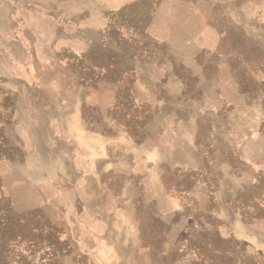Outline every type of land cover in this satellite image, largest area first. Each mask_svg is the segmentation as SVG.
I'll return each instance as SVG.
<instances>
[{
    "label": "rangeland",
    "instance_id": "rangeland-1",
    "mask_svg": "<svg viewBox=\"0 0 264 264\" xmlns=\"http://www.w3.org/2000/svg\"><path fill=\"white\" fill-rule=\"evenodd\" d=\"M135 1L0 0V92L14 102L7 136L23 150L36 140L39 152L0 164V264H115L106 259L115 220L145 251L129 264H201L188 238L228 237L239 216L264 220V168L238 150L250 130L264 143V0ZM124 7L151 14L150 52L136 62L146 79L97 83L110 66L125 73L117 53L135 49L105 46ZM73 97L77 137L95 151L100 141L102 156L110 143L116 159L67 166L72 190L61 196L46 187L60 162L41 125L67 119L58 114ZM237 181L233 194L226 187ZM206 204L228 225L207 224ZM256 231L264 242V225Z\"/></svg>",
    "mask_w": 264,
    "mask_h": 264
},
{
    "label": "crops",
    "instance_id": "crops-1",
    "mask_svg": "<svg viewBox=\"0 0 264 264\" xmlns=\"http://www.w3.org/2000/svg\"><path fill=\"white\" fill-rule=\"evenodd\" d=\"M149 1L150 0H136L133 3L135 4V3L143 2V4H146V7L148 8L150 7L156 8L161 2V0H157L156 3L150 5L149 7ZM128 7L126 8L124 7L120 11L128 9ZM120 11H118V13L116 14L117 20L112 22L105 29V36H106L105 46L109 45V47L119 49V48H122L124 44L131 43L129 44V46L135 47L134 51L128 55H127L128 53L127 51L121 57L119 56V54L122 53V51L121 52L118 51L117 53L119 60L121 61V63H123V66L125 68V73L127 70L129 72V75L122 72V70L117 66L119 68V75L121 74L119 76L120 78L112 79L110 78L111 77L110 74L108 76V73H110V70L116 66L114 67L110 66L108 67L107 71L106 70L104 71V75L102 79H100V73H99V76L97 77V83L100 82V80H103L105 82L112 83V84L125 83V82L129 84L130 83L133 84L138 80L146 79L142 72L140 73L139 71H137L136 62L138 61V59H142V57L144 56L143 53L146 52L148 54L150 52L149 49L147 48L151 46L153 42L152 38L149 35V29L151 25V20H150L151 14L149 11L145 13V15L143 13L139 15L138 13L133 14V13H128L127 11H125V15L129 16L132 20L139 23L138 26L142 28V33H140L141 32L140 30L135 31L132 28L128 30L122 29L121 37L118 38L119 44L117 45L113 41L110 35V32L112 29V25H117L116 21H119L118 14ZM132 35H134L135 37L134 39L136 40L130 39ZM145 42H148V44ZM100 46L102 45L100 44ZM89 54L94 56L95 51L92 50L91 52H89ZM127 57H129L130 60L134 62L135 64L134 66L124 63V60ZM98 67L99 65L97 64V68ZM79 80L82 84L88 83L87 81H84L85 79H82L81 77L79 78ZM78 101L79 99H77V97H73L72 99H69L67 102L68 106H66L63 110L64 114L63 115L61 113L58 114V116L60 117H67V119L65 118L61 119L59 124L58 123L55 124V122H53V124H50L51 122H45V124L41 125L42 127L47 128L50 131H52L51 140L47 143L45 142V146L48 145L47 147L49 149L51 159H59V162H60L59 163L60 165L55 168V173L52 172L51 174H49L48 171L45 172V177H44L45 182H47V180L51 182V186L50 187L46 186V187L48 189H56L57 191L59 190L58 193L61 196L66 195L68 191L72 190L71 189L72 184L69 183V181H67V180H70V177L66 173L67 166L68 168L70 167V169H73L74 173H77L78 170L76 169L75 164L77 160L79 161V159H98V162H100L101 159H116L115 156L113 155L110 143L106 144L105 155L102 156L101 149H100L101 147L100 141H97V145H93V146L98 147V151H95V149L91 150L89 147L86 146V145L90 146V144H85L81 139L77 137L76 120H77V112H78V107H77ZM45 111H46L45 112L46 115L49 116L50 114L53 115L56 110L54 107H52V104H51L50 106L45 107ZM66 113L68 116H66ZM37 128L38 126L34 127V130L36 131ZM262 140H263V136L262 134H260L259 131L250 130L249 135L246 136L245 140L240 144L239 149H238L240 154L244 157V159H246V161H248L252 166L256 168H264V165H262L264 163V143ZM40 143H43V142H40ZM15 145L19 147V145L17 144ZM33 146H34V150H32ZM19 148L25 154L24 159H26V154H28V157L30 159L38 158L39 152H37L38 144L36 140L32 141V143H29L28 147H26L25 150H23L21 147ZM19 162L20 161H17V162H10V161L2 162L1 161L0 164H8V165L17 164L18 166ZM36 171L37 169L34 168L33 169L34 174L36 173ZM233 180H236V179L233 178ZM53 184H55L56 187L52 186ZM32 186L34 187V189H36L37 187L35 182L32 183ZM234 186L235 188L233 189ZM237 186H238V181L233 186L228 185L226 189H228L229 192L233 193L234 191H236ZM204 208L205 209H203V212H204L203 216L208 222L207 224L211 223L213 219H217L216 222L219 223L220 226H222L223 224L228 225L229 222L223 221V219H220L217 217L218 214H220L219 209H214L209 204L208 205L206 204ZM128 211L133 212L135 214V217H137L136 212L138 211V208L136 207L134 208L132 206L131 208L128 209ZM116 212L120 214L125 211L118 209L116 210ZM262 212L264 213V208L262 209ZM260 216L261 215L252 216L253 222L252 223L249 222V224H245L239 216L234 222L233 231H231L229 236L228 237L219 236L222 239L231 240L228 244L230 248L229 255L233 258L234 264H245L246 260L254 256L264 261V242L260 241L261 235L259 234V232L256 231L258 227H260L261 225H264V220H262ZM88 226L89 225H86L84 227L87 228ZM115 226H116V220L112 222V227L108 234L109 236L108 241H110L111 243L109 242L106 243V248H107L106 253L108 255L106 259H109V260L112 259V261H114L115 264H129L127 261L132 260L139 253L143 257L145 251L141 248V245H139L140 240L132 239L130 235L127 236L124 231H120L122 228L120 225H117L116 227ZM126 226H129V225H127L126 223L125 227ZM210 236H207L205 239H203L201 236L193 237L191 239L188 238L190 247L192 248L191 253L194 254L195 257L197 256L198 258L203 256V259H201L200 261L201 262L204 261V264L207 263L208 258L206 257V254L204 252L200 251V249L197 248L196 243H199L200 241L205 243V241L208 240V238L210 241L211 240ZM238 241L244 242L248 247H251L252 248L251 251L245 250V252L240 253V251L235 246L236 243H238ZM212 252L213 250L210 249L209 254ZM233 254H237L238 256H241L242 257L241 261H239L238 258H234ZM143 258H145V256Z\"/></svg>",
    "mask_w": 264,
    "mask_h": 264
},
{
    "label": "trees",
    "instance_id": "trees-1",
    "mask_svg": "<svg viewBox=\"0 0 264 264\" xmlns=\"http://www.w3.org/2000/svg\"><path fill=\"white\" fill-rule=\"evenodd\" d=\"M156 2V0H150L149 6ZM125 11H127V9L119 12V21H116L117 25H112L110 32L113 41L117 45L119 44L118 38L121 37L122 29L128 30L132 28L135 31L140 30V33H142V28L138 26L139 23L125 15ZM134 38V35L130 37V39L136 40ZM145 43L148 44V42ZM116 59H118V56H116ZM109 74L112 79L120 78L119 76L121 75H119V68L117 66L110 70L108 76ZM13 105L14 102L11 99V96L0 92V161L17 162L23 161L25 158L24 152L9 139L6 132L7 127L13 123V110L11 109ZM210 238L211 240L209 241L208 238L205 243L202 241H200L201 243H196L197 248L204 252L208 258V261L205 264H234L233 258L229 255L230 248L228 244L231 240L222 239L215 234H212ZM210 249H212L213 252L209 254ZM247 261L248 264H264V261L255 256L249 258ZM201 264H204V261L201 262Z\"/></svg>",
    "mask_w": 264,
    "mask_h": 264
}]
</instances>
